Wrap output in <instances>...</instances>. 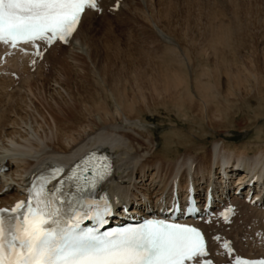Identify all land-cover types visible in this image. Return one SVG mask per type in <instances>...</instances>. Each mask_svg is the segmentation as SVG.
<instances>
[{
    "label": "bare ground",
    "instance_id": "obj_1",
    "mask_svg": "<svg viewBox=\"0 0 264 264\" xmlns=\"http://www.w3.org/2000/svg\"><path fill=\"white\" fill-rule=\"evenodd\" d=\"M125 1L97 0L96 8L84 13L79 27L68 43L69 48L72 47V52L85 53L81 34L87 17L89 18L90 15L95 17L97 9L103 14L109 4L112 8L114 4L120 5L126 3ZM162 12L161 17L154 18L151 15L152 26L146 24L148 28L154 25L153 29L155 30L156 26V30L159 31L157 27L161 22L165 27L171 28L168 16L170 11L162 10ZM224 30L226 32V29ZM225 32L223 37H226ZM218 38L219 36L216 37L217 41L214 40L218 42L222 37ZM87 56H90L88 58L93 62L92 74H90L92 76L87 80L76 82L78 75L74 71L73 77L66 82L56 79L47 82V98L42 113L36 112L38 119L30 115V107L26 103L27 97L20 99L18 105L12 104L10 100L5 101L6 109L0 112V168H5L4 179L0 186V208H10L16 201L24 198L23 186L33 174L51 164L72 165L92 148L104 150L114 158L116 169L108 184L104 186V192L109 191L116 204L125 202L130 205L131 214L141 213L146 209L156 212L159 202L169 200L170 191L177 178L180 189H186L187 174L190 171L198 192L205 191L212 184L219 197L227 193L235 204L239 198L233 196V189L238 185L246 187L251 179L256 178L257 183H262L261 188L264 187V148L252 151L248 144H242L231 149L224 142L216 141L212 149L202 155L188 150L172 159H162L160 152L158 153L160 155L154 154L157 145L155 141L142 139L140 133L126 130L127 126L143 128L136 119L137 101L139 98H144L141 93L144 90L143 85L136 100L127 101L123 90L119 87L117 75L103 67L104 64L101 63L103 58L95 54ZM15 59H9L7 63L15 61L12 66L15 70L21 73L29 71L23 62L25 57L21 58L22 60ZM12 72L16 71L12 70ZM36 73L37 71L34 74L29 72L28 74L31 75L28 79L34 82L33 79L38 80L35 77ZM63 73L65 77L72 74L69 70ZM223 74L227 81L225 95L229 98L231 95H237L235 91L240 89V79L226 70ZM139 75V80L146 84L147 90L152 91L157 100L168 101L180 108L183 104H187L188 110L206 117L211 128H221V124L225 122V115L230 107L226 105L227 107L223 109L225 112L210 110V104L215 101L212 95L215 88L209 82L205 80L203 82L205 73H196L193 81H190V76L180 68L158 66L155 70L141 72ZM191 85L193 89H190ZM191 94L197 95L196 102L193 99L195 96L192 97ZM240 130L250 131L248 126ZM259 138L260 136H257V139ZM232 167L240 170L234 172ZM249 174L250 179H248ZM241 204L252 213H254L252 210H257V215H248L243 209L239 213L237 211L229 227L221 229L214 227V229L233 238L237 250L240 248L250 252L258 249V241L249 239L251 235L247 227L251 225L254 228L252 235L258 229H261L264 235V206L258 209L244 204V201ZM244 238L246 242H242ZM240 244L246 246L242 249ZM248 244L254 246L251 247L253 250ZM238 252L243 256L258 257V255L252 257L244 252Z\"/></svg>",
    "mask_w": 264,
    "mask_h": 264
},
{
    "label": "rangeland",
    "instance_id": "obj_2",
    "mask_svg": "<svg viewBox=\"0 0 264 264\" xmlns=\"http://www.w3.org/2000/svg\"><path fill=\"white\" fill-rule=\"evenodd\" d=\"M125 2L114 4L113 11L118 10L112 14L96 18L90 15V18L84 20L81 38L85 53H74L72 47L58 48L48 53L36 69L35 77L38 80L33 79L35 82L28 79L31 74L26 71L22 73L23 78L17 85L0 80V112L6 109V100L18 105L20 99L27 97L30 115L38 119L36 112L42 113L47 98V82L54 79L66 82L74 73L78 75L76 82L87 80L92 76L93 66L87 55L95 54L103 58L101 63L105 69L117 75L119 87L127 101L136 100L143 85L141 93L144 98L138 99L136 107V119L143 128L127 126L126 130L140 133L142 139L155 141L157 145L154 154L160 152L162 159H172L188 150L202 155L212 149L216 141L224 142L231 149L242 144H248L252 151L264 148V0ZM106 8L110 9L111 5ZM162 10L170 11L168 16L171 28L159 23L157 28L162 32L160 34L156 26L157 33L153 29L154 25L152 28H148V25L152 26L151 15L154 18L161 17ZM223 31L226 37H223ZM217 36L222 37L218 42ZM158 66L180 68L190 76V81H193L196 73H205L203 82H209L215 88L212 92L215 101L213 98L210 110L225 112L223 109L226 105L230 107L221 128H211L206 117L188 110L187 104L180 108L168 101L157 100L153 92L147 90L146 84L139 80V74L155 70ZM68 70L72 76L65 77L63 72ZM225 70L237 75L241 81L240 89L235 91L237 95H231L230 98L225 95ZM192 86L190 89H193ZM193 95L196 102L197 95ZM244 126H248L250 131L240 130ZM257 136L260 138L257 139ZM249 212L251 215L256 214L254 211ZM248 245L253 250L251 247L254 246ZM240 246L243 249L246 245Z\"/></svg>",
    "mask_w": 264,
    "mask_h": 264
},
{
    "label": "snow or ice",
    "instance_id": "obj_3",
    "mask_svg": "<svg viewBox=\"0 0 264 264\" xmlns=\"http://www.w3.org/2000/svg\"><path fill=\"white\" fill-rule=\"evenodd\" d=\"M96 6V0H0V42L66 41L84 10ZM60 215L43 189L11 213L0 210V264H185L206 254L196 228L149 223L98 239L77 235L79 218Z\"/></svg>",
    "mask_w": 264,
    "mask_h": 264
}]
</instances>
